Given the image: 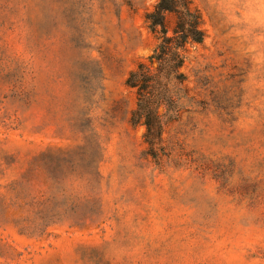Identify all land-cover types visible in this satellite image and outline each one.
I'll use <instances>...</instances> for the list:
<instances>
[{"label":"rangeland","instance_id":"1","mask_svg":"<svg viewBox=\"0 0 264 264\" xmlns=\"http://www.w3.org/2000/svg\"><path fill=\"white\" fill-rule=\"evenodd\" d=\"M193 1L155 159L127 78L158 0H0V264H264V0Z\"/></svg>","mask_w":264,"mask_h":264},{"label":"trees","instance_id":"2","mask_svg":"<svg viewBox=\"0 0 264 264\" xmlns=\"http://www.w3.org/2000/svg\"><path fill=\"white\" fill-rule=\"evenodd\" d=\"M147 22L158 44L130 72L127 84L137 96L131 121L145 126L147 152L159 159L166 125L189 109L184 103V67L191 50L203 43L206 34L202 14L193 0H158L147 14Z\"/></svg>","mask_w":264,"mask_h":264}]
</instances>
